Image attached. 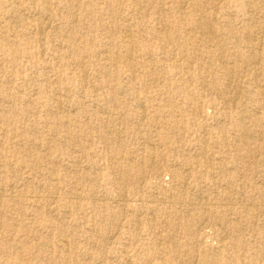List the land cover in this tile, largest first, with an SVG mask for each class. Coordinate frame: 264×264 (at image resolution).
<instances>
[{"label":"rangeland","instance_id":"374dc122","mask_svg":"<svg viewBox=\"0 0 264 264\" xmlns=\"http://www.w3.org/2000/svg\"><path fill=\"white\" fill-rule=\"evenodd\" d=\"M0 264H264V0H0Z\"/></svg>","mask_w":264,"mask_h":264},{"label":"bare ground","instance_id":"6f19581e","mask_svg":"<svg viewBox=\"0 0 264 264\" xmlns=\"http://www.w3.org/2000/svg\"><path fill=\"white\" fill-rule=\"evenodd\" d=\"M41 30V29H40ZM261 137V136H260ZM183 173V172H182Z\"/></svg>","mask_w":264,"mask_h":264}]
</instances>
